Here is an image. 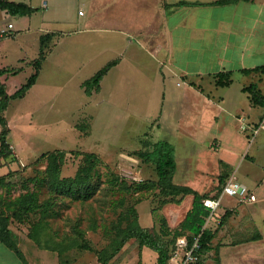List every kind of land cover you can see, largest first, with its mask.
Returning <instances> with one entry per match:
<instances>
[{
    "label": "rangeland",
    "instance_id": "1",
    "mask_svg": "<svg viewBox=\"0 0 264 264\" xmlns=\"http://www.w3.org/2000/svg\"><path fill=\"white\" fill-rule=\"evenodd\" d=\"M37 1L42 5L45 0ZM82 1L46 0L33 17L31 30L22 26L19 14L0 18V28L4 22L7 29L0 37V68L10 70L0 77V100L5 90L11 94L27 82L41 48L46 50L36 83L0 111L7 119L6 126L0 123V134L5 127L9 130L11 151L0 160V215L7 216L9 236L26 259L7 247L0 264H103L105 260L106 264H157L159 253L140 246L136 237L110 257L115 225L126 227L130 213L171 250L181 238L191 241L188 231L177 232L187 213V198L194 193L162 187L154 152L161 140L175 147L177 168L171 182L204 196L217 197L230 174L249 187L264 177V122L257 131L245 130L234 116L238 109L252 116V111L264 110L253 107L248 92L241 89L257 83L264 93V72H233L235 81L224 102L233 114L223 113V130L217 126L208 132L210 126L200 111L191 110L193 105L204 108L201 99L190 96L187 89L190 81L213 84L216 74L208 75L213 69L202 63L203 30L185 31L180 22L187 6L178 4L179 22L171 34L167 22L147 25L140 37L146 46L137 50L135 45L116 46L122 39L116 40L117 34L115 38L105 30H83L85 17L79 23L78 12L83 9L88 16L92 6L87 0L80 7ZM195 11L198 15L200 7ZM43 12L59 19L45 23L56 29V38L51 33L39 36L45 31L40 21ZM9 22L15 27L9 28ZM115 58H121V64L109 70L100 92L87 93L81 82ZM215 85L214 93L227 92L224 85ZM244 113L238 111V116L245 118ZM59 150H64L61 178H74L81 168L93 166L90 195L75 193L66 184L52 188L47 182L52 166L47 154ZM89 152L100 159L88 157ZM27 192H36L43 213L39 208L20 210L18 198ZM229 199V195L224 198ZM217 209L218 222L223 217Z\"/></svg>",
    "mask_w": 264,
    "mask_h": 264
},
{
    "label": "crops",
    "instance_id": "2",
    "mask_svg": "<svg viewBox=\"0 0 264 264\" xmlns=\"http://www.w3.org/2000/svg\"><path fill=\"white\" fill-rule=\"evenodd\" d=\"M11 1L25 3L33 8L31 13H19L20 19L23 21L22 26L31 30L30 23L35 14H38L40 7L46 5V0L42 5L37 0ZM84 1L80 3V7L88 3L87 0ZM181 1L187 2L181 3ZM200 1L201 3H197ZM214 1L216 0H91L90 5L92 8H90L89 15L87 16V11H84L83 14L78 12V17L79 23L82 21L80 18L85 17L83 30H105L108 34L113 33L112 36L115 38L117 34L118 38L116 40H120V37L122 39L120 45L116 46L128 49L130 45H135L138 48L137 50H139V48L143 49L146 46L145 41L140 37L143 36V31L147 25H152V22H158L159 26L162 25L163 21L167 22V26L172 28L166 29L167 33L171 34V30L176 31L180 17L178 14V4H185L187 10L184 17L180 19V22L184 23L185 31L189 29L191 31L196 29L203 30L202 55L204 56L202 63L205 64V68L209 70L213 69V71L207 72L208 75L213 76V74H217L219 71H231L233 74L235 70L241 71L244 68H255L264 64L259 63L264 58V0H239L222 4L214 3ZM199 7L200 12L196 15L195 10ZM9 14L15 15L8 9L0 6V18L2 16L8 18ZM40 18L42 22L41 30L45 31L41 34L39 33V36L51 33L56 38V29L46 27L45 23L50 21L58 23L59 19L48 17L46 13L40 16ZM172 20H174L173 25H171ZM4 26L5 23L3 22ZM3 27L0 28V37L4 36V32H7V29ZM14 27L15 25L13 24L9 28ZM110 45L113 47V44ZM151 50L158 56L157 50ZM120 59H118L113 68L121 64ZM161 65L164 66L163 63ZM158 68L161 69V67ZM167 70L170 71L168 66ZM232 74L230 76L231 82L228 85H224L227 87V92L223 91L224 93L219 95L214 93V88H212L216 82L212 84L211 81L200 83L198 81H190L188 83V94L193 96V98L195 96L198 100L201 99V104L204 106L203 109H194L193 105L191 110L200 111V115L203 116L202 119L205 118L207 125L210 126L206 130L208 132H210V128L213 129L217 126H219V130H223L221 125L226 122L223 119V113L227 111V113L233 114L224 103L226 96L229 94V89L235 81ZM86 80L81 82L82 87H85L84 82ZM205 86H208V88ZM217 86L221 85H215V88ZM246 86H241V89L244 90L243 88ZM101 89L102 81L100 88L93 89L89 94L100 92ZM258 89L264 95L260 85H258ZM84 90L86 91V87ZM248 96L253 107L261 106L264 108L263 105L253 102L250 92H248ZM238 111L244 113L238 109L234 112V116L238 120H241L242 124L244 123L243 129L245 130L250 128L253 131H257L262 122H264V110L252 111L253 116L251 113H244L243 116L245 118L239 117ZM210 116H213V119ZM201 122L203 121L201 120ZM204 125L205 123L203 122ZM231 148L233 147L231 146ZM242 149L243 147L241 146L239 152H237L238 155ZM233 175L236 176L235 174ZM230 177L231 174L227 177V180ZM249 188L257 195L255 201L243 204L234 196L229 195L230 199L225 202V195L222 200V203L224 201L223 206H219L217 210L222 213V217L229 210H233L232 214L228 218H224V220L223 218L219 219L218 222L215 221V214L213 216L209 215L210 220L207 219L205 227L210 228L214 232V236L210 241V249L200 257V264H264V177L255 179L254 184L250 185ZM187 200L188 211L192 206L193 196L189 195ZM218 211L216 212L219 214ZM6 249L5 244L0 240V254Z\"/></svg>",
    "mask_w": 264,
    "mask_h": 264
},
{
    "label": "trees",
    "instance_id": "3",
    "mask_svg": "<svg viewBox=\"0 0 264 264\" xmlns=\"http://www.w3.org/2000/svg\"><path fill=\"white\" fill-rule=\"evenodd\" d=\"M231 1H239V0H216L214 3H227ZM187 1H181V3H186ZM195 3V2H190ZM0 6L2 8L8 9L10 12L14 14H28L33 11V8L29 7L25 3H17L11 0H0ZM41 56L35 61V71L30 75L27 82L24 83L20 88H18L15 92L9 94L6 90L4 91V99L0 100V111L6 109L9 105V100L23 97L26 92L36 83L40 70L42 68L43 61L46 56L45 48H41ZM45 50V51H44ZM118 62V59L111 60L103 67H101L90 79H87L84 82L86 86V91L90 93L93 89H99L101 85V81L104 76L108 73V71ZM10 71L8 68H0V76L4 73ZM241 71L245 73H249L252 71H262L264 72V64L257 66L255 68H244ZM17 71H13L16 73ZM231 71H219L216 74V84L217 85H228L231 82ZM245 91L250 92L251 98L254 103L261 104L264 106V95L258 89L257 83H252L243 88ZM1 99V98H0ZM5 116L0 113V123L6 126ZM8 129L5 127L0 134L1 140V148H0V160L2 157H8L11 154L9 149V145L7 144L8 140ZM158 155L156 162V170L159 175V182L162 184V187H166L169 185L173 187L176 192L190 194L194 193L192 206L187 211L186 216L181 222V230H178L177 233H181V231H188L190 233L191 244L193 243L195 237H198L199 247L197 253L200 257L207 250L210 249V241L214 236V232L205 227L208 216L211 213L210 207L204 204V199L209 196H204L200 194L194 188L187 185H177L171 182L174 172L177 168V160L175 156V147L174 145L167 141L161 140L156 143V149L154 150ZM49 162L51 161V168L49 169L48 180L52 188L59 189L61 185H68L72 190L77 191L78 194L84 192L87 196L90 195L89 188L92 185L91 180V171L93 170L92 165H88L87 168H81L77 175L74 178H61L60 177V165L63 162L64 150L49 152L48 154ZM87 156H93V158L100 159L99 155H96L95 152L87 153ZM226 183V182H225ZM223 189V187H222ZM222 189L218 191L216 196H219ZM18 202L22 205L20 206V210L26 212L34 209H41V213H43V207L38 204L36 198V192H27L21 195L18 198ZM49 204V202H47ZM132 211H135L134 208H130ZM130 211V212H132ZM228 213V212H227ZM227 213L224 215L226 218ZM131 214V218L128 219V224L126 227H123L120 223L115 225L117 230L116 236H114L110 246L113 248L110 253V257L114 256L119 250L123 247L124 243L127 242L131 237H136L139 239L140 246H148L153 250L159 253L157 264H170V256H171V248H169L166 242H163L159 237L157 238L154 233L150 230L141 227L138 224V220L134 214ZM7 216L0 215V240L5 244L6 247H10L15 249L17 253L26 261L25 256L22 251L16 246V244L12 241L9 236V230L7 227ZM165 233L168 230H163ZM107 260L103 261V264H106ZM200 264V260L197 262Z\"/></svg>",
    "mask_w": 264,
    "mask_h": 264
},
{
    "label": "built area",
    "instance_id": "4",
    "mask_svg": "<svg viewBox=\"0 0 264 264\" xmlns=\"http://www.w3.org/2000/svg\"><path fill=\"white\" fill-rule=\"evenodd\" d=\"M79 13L83 14L84 10L80 9ZM12 26L13 23H9V27ZM225 195L238 197L241 202H252L257 199L256 193L233 175L226 181L219 196L204 199V204L211 209L210 216L215 214L214 211L220 205ZM198 247V237H195L192 244L185 238L179 239L171 250L170 264H196L199 258L197 253Z\"/></svg>",
    "mask_w": 264,
    "mask_h": 264
}]
</instances>
